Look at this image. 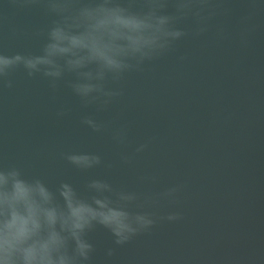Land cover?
<instances>
[{
    "label": "water",
    "instance_id": "1",
    "mask_svg": "<svg viewBox=\"0 0 264 264\" xmlns=\"http://www.w3.org/2000/svg\"><path fill=\"white\" fill-rule=\"evenodd\" d=\"M214 2L207 32L186 36L119 85L109 83L124 94L104 111L83 107L67 86L72 76L55 93L23 69L10 77L11 89L0 85V164L53 189L68 181L82 194L90 179L141 195L187 184L178 206L162 202L159 209L181 211V221L161 222L122 247L98 228L89 234L91 264H264V0ZM50 22L39 5L0 0V52L39 54L44 41L33 34ZM178 26L192 32L196 23ZM61 110L67 114L58 117ZM84 116L109 128L94 132ZM121 127L124 144L112 138ZM70 152L100 155L112 167L80 172L62 158ZM151 176L155 183L141 179Z\"/></svg>",
    "mask_w": 264,
    "mask_h": 264
},
{
    "label": "clouds",
    "instance_id": "2",
    "mask_svg": "<svg viewBox=\"0 0 264 264\" xmlns=\"http://www.w3.org/2000/svg\"><path fill=\"white\" fill-rule=\"evenodd\" d=\"M21 7L39 5L51 18L45 28L33 35L43 39L39 54L5 55L0 52V85L11 89V76L19 69L28 78L40 76L53 93L66 76L67 86L79 97L83 107L95 105L104 111L122 96L119 85L127 73L141 72L175 50L186 36L202 35L208 22L217 15L214 0H11ZM174 8L168 13L169 5ZM193 19L194 31L178 25ZM181 60L185 57H180ZM67 113L57 112L58 117ZM94 132H103L109 124L91 116L81 120ZM119 144L127 139V128L112 133ZM148 148L141 144L136 153ZM62 158L80 172L104 165L94 153H62ZM123 163L133 157L121 154ZM153 183L157 177H141ZM186 183L166 190L141 195L115 188L107 180L90 179L82 194L68 181L55 189L38 176H28L15 165L0 164V264H91L95 251L89 234L105 229L114 245L122 247L136 237L149 233L161 222L183 219L179 210L160 214L162 202L181 203ZM109 257L114 250L109 249Z\"/></svg>",
    "mask_w": 264,
    "mask_h": 264
}]
</instances>
